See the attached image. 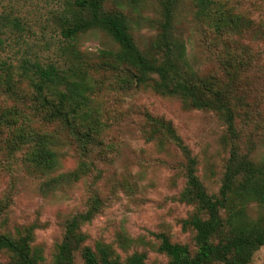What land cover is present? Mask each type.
I'll use <instances>...</instances> for the list:
<instances>
[{
	"label": "trees",
	"instance_id": "1",
	"mask_svg": "<svg viewBox=\"0 0 264 264\" xmlns=\"http://www.w3.org/2000/svg\"><path fill=\"white\" fill-rule=\"evenodd\" d=\"M154 1L160 6L159 28L146 49L138 47L132 23L120 6L121 2L137 6L143 0H58L50 19L67 42L63 51L71 57L68 67L22 59L13 68L0 59V170L11 178L36 176L42 192L78 181L90 166L100 176L90 155H103L100 145L102 133L109 127L105 119L108 109L94 94L106 81L121 84L122 89L176 97L189 108L212 110L225 122V140L230 142L222 181L214 193L197 174L196 157L173 123L142 109V137L172 147L184 159L185 182L178 199L192 207L181 220L189 239L176 242L159 232L157 250L167 257L163 264H250L255 251L264 245V159L256 157L251 148L254 142L240 133L234 118L244 115L249 119L250 108L259 112L261 106L246 108L248 101L264 104V84L259 81L264 74L257 73L264 49L244 42L254 22L250 15L234 11L232 0ZM9 6L0 11V49L6 37L18 36L26 28L17 13L20 9L12 3ZM183 6L186 13L190 11V20L203 41L209 32L214 34L210 44L217 48L214 51L209 45L210 69L196 68L188 59L184 39L171 31ZM88 33H103L114 45L84 55L77 42ZM252 35L259 37L250 39L252 43L264 46V29ZM63 140L79 148L82 160L76 169L53 174L58 168L55 146ZM97 178L95 175L94 182ZM12 195V186L0 195L4 264H76L78 259L80 264H145V252L122 256L111 242L96 239L86 243L88 234L82 226L105 205L96 189L82 209L64 219L49 262L34 241V223L13 229L8 226ZM252 204L257 208L255 216L249 213ZM117 240L123 246L131 243L122 231Z\"/></svg>",
	"mask_w": 264,
	"mask_h": 264
},
{
	"label": "rangeland",
	"instance_id": "2",
	"mask_svg": "<svg viewBox=\"0 0 264 264\" xmlns=\"http://www.w3.org/2000/svg\"><path fill=\"white\" fill-rule=\"evenodd\" d=\"M0 11L18 9L26 28L17 36L6 37L0 49V59L13 68L17 62L27 59L41 64H53L67 68L70 62L63 47L67 43L56 23L50 19L58 0H0ZM121 8L132 23V34L141 49H146L157 34L160 6L154 0H143L137 6L121 2ZM234 11L251 16L254 25L244 36V42L254 49L264 46L250 39H259L252 34L264 29V0H232ZM188 11V10H187ZM171 28L173 34L184 39L188 59L196 68L210 69L213 58L209 50L213 33L203 36L195 30L190 20V11L183 6L178 11ZM184 14L187 18H184ZM139 21L140 25L133 23ZM152 22V23H149ZM264 43V39H262ZM83 54L96 53L99 49L113 46L103 33L83 36L77 42ZM215 44H218L215 41ZM210 45V49H209ZM264 57L257 73L264 74ZM264 84V75L259 78ZM121 84L106 81L96 88V99L104 101L108 113L105 117L109 127L102 133L101 157L91 154L94 165L101 170L96 174L94 166L76 182L63 184L61 188L42 192L36 176L11 178L0 170V195L9 186L13 188L8 213V226L34 223L35 243L49 262L56 242L60 240L64 219L85 205L87 196L96 189L104 199V207L89 222L82 226L88 234L86 243L101 239L111 242L117 252L124 256L133 251L146 253L145 264H163L167 257L157 250L160 242L157 234L165 232L172 241L185 242L188 230H183L181 220L187 217L192 207L178 199L185 179L182 173L184 159L172 147L157 145L145 140L140 132L142 109L170 120L183 141L196 157V170L209 192H216L221 181L224 161L228 156L230 142L226 141V124L214 111L189 108L176 97L161 96L148 90L122 89ZM261 106L259 112L250 108L247 119L244 115L234 121L241 134H247L254 142V154L264 159V104L248 101V107ZM248 139V140H249ZM243 141V140H242ZM240 140L242 150L244 141ZM58 168L53 174L78 168L81 162L79 148L64 140L55 146ZM101 153V154H102ZM97 179L94 182V176ZM92 185V186H91ZM256 205L249 206L251 216L256 215ZM124 232L131 240L123 246L117 234ZM0 252V264L6 262ZM81 262L76 260V264ZM250 264H264V245L255 251Z\"/></svg>",
	"mask_w": 264,
	"mask_h": 264
}]
</instances>
